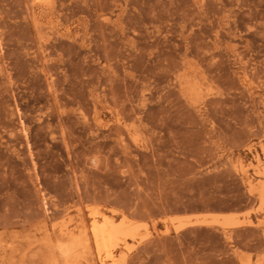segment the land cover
Listing matches in <instances>:
<instances>
[{"label": "rangeland", "instance_id": "374dc122", "mask_svg": "<svg viewBox=\"0 0 264 264\" xmlns=\"http://www.w3.org/2000/svg\"><path fill=\"white\" fill-rule=\"evenodd\" d=\"M90 209L264 264V0H0V264H100Z\"/></svg>", "mask_w": 264, "mask_h": 264}, {"label": "bare ground", "instance_id": "6f19581e", "mask_svg": "<svg viewBox=\"0 0 264 264\" xmlns=\"http://www.w3.org/2000/svg\"><path fill=\"white\" fill-rule=\"evenodd\" d=\"M196 90V88L193 89V92H196ZM89 218L91 232L95 240V251L98 259H100V264H105V261L114 259L122 243H124L125 249L129 253L149 236L147 235L146 237H141V239L139 238L140 240H137V228L131 224V221L125 219V216L120 221V223H117L115 218L100 216L98 211L95 209H90ZM185 225L186 224H182L181 226H178L176 230L178 231L179 229L185 227ZM229 225L230 224L227 222L221 223V226L226 229L229 227ZM121 238L125 241H123ZM127 240L134 241L137 245L131 246Z\"/></svg>", "mask_w": 264, "mask_h": 264}]
</instances>
